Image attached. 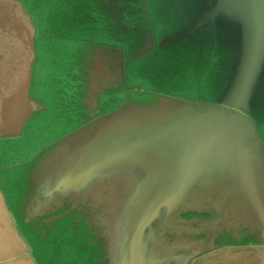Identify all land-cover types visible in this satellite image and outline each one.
I'll return each instance as SVG.
<instances>
[{
    "label": "water",
    "instance_id": "obj_1",
    "mask_svg": "<svg viewBox=\"0 0 264 264\" xmlns=\"http://www.w3.org/2000/svg\"><path fill=\"white\" fill-rule=\"evenodd\" d=\"M263 123L264 0H0V264H264Z\"/></svg>",
    "mask_w": 264,
    "mask_h": 264
},
{
    "label": "rangeland",
    "instance_id": "obj_2",
    "mask_svg": "<svg viewBox=\"0 0 264 264\" xmlns=\"http://www.w3.org/2000/svg\"><path fill=\"white\" fill-rule=\"evenodd\" d=\"M173 89H175V91H178V92H183V93H189V92H192L190 90H187L186 88L184 87H181V86H178V87H174ZM263 125V129H264V123L262 124ZM264 130H262L263 132ZM264 133V132H263Z\"/></svg>",
    "mask_w": 264,
    "mask_h": 264
}]
</instances>
